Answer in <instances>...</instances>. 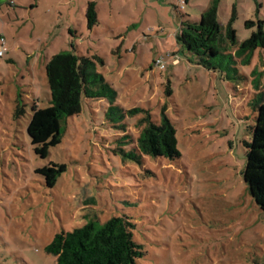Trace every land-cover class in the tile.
<instances>
[{
    "label": "rangeland",
    "instance_id": "obj_1",
    "mask_svg": "<svg viewBox=\"0 0 264 264\" xmlns=\"http://www.w3.org/2000/svg\"><path fill=\"white\" fill-rule=\"evenodd\" d=\"M213 1L0 0V264H55L46 247L56 233L121 214L145 251L136 264H264V211L243 177L264 49L228 74L178 42L182 22L200 21ZM232 18L242 42L259 20L264 29V0H220L223 31ZM68 50L95 61L120 108L110 113L106 98L83 95L62 142L42 158L27 128L34 105L51 103L48 59ZM136 107L155 120L166 111L180 157L140 153L143 113L127 112ZM51 162L67 165L52 188L37 172Z\"/></svg>",
    "mask_w": 264,
    "mask_h": 264
},
{
    "label": "trees",
    "instance_id": "obj_2",
    "mask_svg": "<svg viewBox=\"0 0 264 264\" xmlns=\"http://www.w3.org/2000/svg\"><path fill=\"white\" fill-rule=\"evenodd\" d=\"M219 2L214 0L200 21H183L178 42L207 69L237 73L238 63L250 64L255 50L264 49L263 21H258V30L238 42L232 25L234 15L223 31L218 19ZM86 15L89 26L97 22L95 2L88 4ZM255 24L252 20L245 22L247 27ZM229 48H235V53L229 52ZM46 72L51 103L46 107L34 105L27 128L34 151L42 158L49 155L52 146L62 142L63 122L66 117L81 112L83 95L91 99L106 98L111 104L110 113L116 114L120 108L114 104L116 90L96 70L95 61L87 56L70 50L56 53L48 59ZM255 86L258 87V84ZM253 105L257 115L252 139L245 142L247 151L243 177L252 197L264 211V91L257 92ZM22 112V106L18 105L16 115ZM127 112L131 115L143 113L139 120L143 128L133 141L140 153L169 159L180 157L177 131L165 110L160 120H155L151 112L142 107ZM66 170V164L56 162L37 168L50 188L56 185L59 176ZM135 228L136 223L127 214L114 215L105 221L90 218L72 230L56 233L46 250L56 257L55 264H136L145 251L135 238Z\"/></svg>",
    "mask_w": 264,
    "mask_h": 264
},
{
    "label": "built area",
    "instance_id": "obj_3",
    "mask_svg": "<svg viewBox=\"0 0 264 264\" xmlns=\"http://www.w3.org/2000/svg\"><path fill=\"white\" fill-rule=\"evenodd\" d=\"M3 50H4V46L0 44V55H2ZM155 63L159 68L161 69L165 68V62L162 58H157Z\"/></svg>",
    "mask_w": 264,
    "mask_h": 264
}]
</instances>
